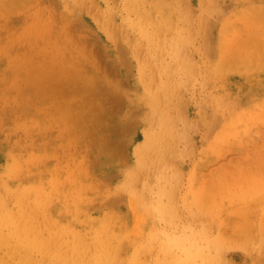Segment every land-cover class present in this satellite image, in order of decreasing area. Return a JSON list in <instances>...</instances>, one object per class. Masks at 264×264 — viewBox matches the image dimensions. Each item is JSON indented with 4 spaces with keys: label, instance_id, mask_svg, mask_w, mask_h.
<instances>
[{
    "label": "rangeland",
    "instance_id": "1",
    "mask_svg": "<svg viewBox=\"0 0 264 264\" xmlns=\"http://www.w3.org/2000/svg\"><path fill=\"white\" fill-rule=\"evenodd\" d=\"M0 264H264V0H0Z\"/></svg>",
    "mask_w": 264,
    "mask_h": 264
}]
</instances>
